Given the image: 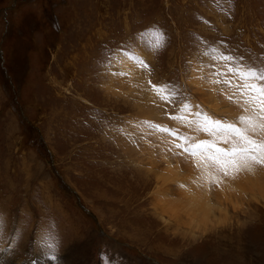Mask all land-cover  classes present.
I'll use <instances>...</instances> for the list:
<instances>
[{"label":"rangeland","instance_id":"rangeland-1","mask_svg":"<svg viewBox=\"0 0 264 264\" xmlns=\"http://www.w3.org/2000/svg\"><path fill=\"white\" fill-rule=\"evenodd\" d=\"M238 63L264 67V0H0V264H264V165L177 147L212 139L185 102L264 140Z\"/></svg>","mask_w":264,"mask_h":264},{"label":"snow or ice","instance_id":"snow-or-ice-1","mask_svg":"<svg viewBox=\"0 0 264 264\" xmlns=\"http://www.w3.org/2000/svg\"><path fill=\"white\" fill-rule=\"evenodd\" d=\"M141 35L153 37L155 41L154 46L157 48L162 46L164 41V34L158 29H150ZM218 51L219 50L214 47L211 48L212 53H216ZM207 54L208 53H205V55ZM132 58L143 64L145 68L148 67L147 64L143 63L140 57L133 55ZM214 58L224 61H232L235 59V57L224 55L223 53H220ZM226 70L234 74L233 78H238L245 82L243 84L237 85V89L250 96V102L253 103L258 109L261 119H264V67H245L238 63L235 66L226 65ZM224 82L231 84L232 80L225 76ZM149 83L152 84L151 81H149ZM152 88L157 92L158 95L161 96L162 99L166 101H171L177 96L175 87L170 84H152ZM196 107L199 108V106ZM191 109L192 105L188 102H185L181 111L188 112L190 115L197 117L194 122L197 124L199 130L207 132L212 137V139L200 140L196 143H187L189 140L188 137H180L185 141L187 146L185 147V145L180 144L177 145V147H184V150L193 156H195L197 153H203L209 161L224 171L225 175L228 174L227 169L229 167L235 168L236 171H239L240 161H244L245 165L249 160L257 164L264 165V140L255 139L252 136H249L247 134V130L240 127L237 123L214 119L203 111L192 113ZM172 119L187 120L188 117L178 114L177 116L172 117ZM239 121L242 124L248 123L250 126L255 125V121L252 117L241 116L239 117ZM154 127L162 131H169L173 135L176 134V130L162 128L159 125H154ZM260 127L264 128V124H261ZM218 140H223L224 142L230 141L231 146L229 148L220 147L217 143ZM45 244L46 249L51 250L48 252V258L55 260L57 258L54 254L56 246L52 243H49L47 239H45ZM31 264H36V261H32Z\"/></svg>","mask_w":264,"mask_h":264},{"label":"bare ground","instance_id":"bare-ground-1","mask_svg":"<svg viewBox=\"0 0 264 264\" xmlns=\"http://www.w3.org/2000/svg\"><path fill=\"white\" fill-rule=\"evenodd\" d=\"M250 105V104H249ZM248 105V106H249ZM247 106V105H246ZM218 109V108H217ZM251 110V109H250ZM242 113H244L243 111H242ZM247 113V112H246ZM193 126H195V125H193ZM188 133V132H187ZM194 137H196V136H194ZM193 137V138H194ZM197 138H195V140H196ZM194 140V139H193ZM196 156L197 157H199V158H197L198 159V161L197 162H199V164H200V166H201V172L202 173H206L205 171H209V168H208V165H207V162L206 161H204L202 158H201V156L199 155V154H196ZM193 157V156H192ZM193 161V160H192ZM195 168V167H194ZM200 171V170H199ZM202 175H204V174H202ZM28 260V259H27ZM38 260V259H37ZM49 262H50V260H49ZM37 263L38 264H48L45 260H41V259H39L38 261H37ZM6 264H14L11 260H9V261H7V263ZM16 264H19V262L18 263H16ZM20 264H31L30 263V261H26V262H21Z\"/></svg>","mask_w":264,"mask_h":264}]
</instances>
